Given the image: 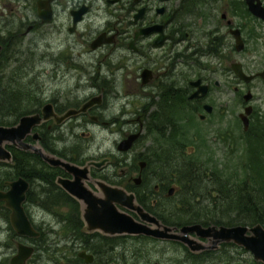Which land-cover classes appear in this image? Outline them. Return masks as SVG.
Listing matches in <instances>:
<instances>
[{
  "label": "flooded vegetation",
  "instance_id": "flooded-vegetation-1",
  "mask_svg": "<svg viewBox=\"0 0 264 264\" xmlns=\"http://www.w3.org/2000/svg\"><path fill=\"white\" fill-rule=\"evenodd\" d=\"M195 3L194 6L192 1L189 6L186 0H0V73L19 62L18 58L23 63V66H20L23 72H20L17 79H14L15 70H11L9 76H0L15 83H21L36 63L43 61L50 52V46L47 44H45V54L43 50L39 52L40 43L44 40L46 42L48 37H55L59 47L56 53L57 66L59 69L63 67L59 71L60 84H66V87L60 86V96L56 102L43 100L29 93L22 101L16 103L15 108L10 109L9 113H18L24 107L25 114L23 116L41 115L42 108L51 104L55 113L62 116L68 110L79 109L88 100L94 99L95 101V105L86 113L70 117L58 126L50 120L32 128L24 143L41 148L47 154L55 155L57 158L78 167H83L91 161L98 162L105 158L109 159L110 162L99 169L90 167L88 180L83 182L87 188L97 193L96 181L122 187L125 191L134 194L136 202L146 212L152 216H155L154 213H158L160 219L155 217L163 225L166 224L161 220V214L164 218H168L169 222H172L169 218L172 217L171 211L178 207L172 203L177 189L162 171L148 170V163L151 164L148 157L137 154L132 159L134 163L131 165V171L136 172V177H131L130 171L117 174L114 170L123 163L122 161L112 165L111 157L84 158L80 153H77L78 144L74 141L70 144L64 138V134L66 131L72 133L75 128L80 126L78 120L87 117L95 127L113 124L126 127L121 137L114 143L116 150L118 145L127 140L129 136H136L131 149L147 136L153 141L152 150H158L159 154L163 155V149L169 155L179 154L175 139L178 131L183 127L189 128V124L192 125L196 114L199 121L206 120L209 115L204 114L203 107L208 104L204 100L220 86L218 81L210 84L211 81L200 73H197L193 79L194 76L191 73L194 45L190 39L193 37L190 31L192 27L190 21L194 17L204 18L205 0H195ZM198 10L203 17L199 16ZM220 18L221 21H224L228 34L230 29H238L235 25L233 26L230 19H227L226 13H223ZM144 31L148 32L144 33ZM203 35L208 36L207 33ZM209 38L210 45L207 47L206 53L217 54L224 37L211 33ZM233 42L235 49L234 39ZM183 44V51H178L177 47ZM200 56L204 57L203 51L200 52ZM195 61L197 62V60ZM110 65L115 69H109ZM127 66L132 67V70L126 71ZM86 67H91L92 71L87 73ZM119 70H124V73L116 81L118 76L115 73ZM199 70L209 71L208 68L202 66L198 68ZM4 72L6 73V71ZM254 79L262 81L259 77ZM197 80L200 81L201 85L208 86V91L203 97L190 99L197 90L191 83ZM82 82L89 84L90 94L85 96V100L80 105H77V102L74 101H78L77 94L84 89L80 86ZM182 83L184 85L180 87L179 85ZM70 84H74L72 88H69L68 85ZM233 91L234 93L239 92L237 88H234ZM188 105L195 106L187 107ZM110 110H116L118 116L113 117L112 114L107 119L105 114ZM202 115L205 116L203 120L200 119ZM262 119L264 117L261 113L252 107L248 130L244 131L243 128V133L250 131L252 139H264ZM17 123L15 122L10 126ZM56 130H60V137L57 136L60 140V148L64 147L60 150V154L55 153L52 148V145L56 144ZM167 132H173L174 135L171 136L170 141L164 143L166 148L159 147L163 145ZM34 134H37V140H33L32 135ZM164 134L165 137H161ZM196 134L201 135L197 132ZM219 137L229 141L232 136ZM5 148L11 155V161H0V167L9 170L6 172L8 176L0 177V192H6L9 189V184L19 178L28 183L23 207L34 230L40 235L36 238L20 237L13 230L8 219L7 227H0V233H5L4 240L0 242V258L5 257V260L11 264V260L18 254L19 246L31 250V254L24 264H28L29 260L36 255L38 245L43 240L42 228L33 224L26 212V206L33 183L37 182L39 193L35 194L36 199L33 201L29 199L32 203L30 206L38 209L43 208L46 211L49 210L46 207H54L58 202L60 205L69 203L68 206L74 209L75 214L72 213L66 217L60 215V223H74L75 226L80 223L82 226L80 232L84 233V235L77 236L73 241L72 253L68 250L69 254L63 255L60 264H116L115 257H108L110 249L108 252L106 248L104 252L107 258H104L100 253L98 259L85 250L86 246L96 239L95 234L100 235V237L103 235L84 231L80 204L56 184L59 177L65 180H73V175L61 168L49 167L30 149L24 150L14 144L6 145ZM129 151L121 153L117 150L121 154H127ZM135 162H137L138 168H136ZM109 169H112L113 173H109ZM16 171H23L25 174L22 172V176L15 177ZM13 177L15 179H12ZM57 198L60 200L57 201ZM1 209L10 215V211L5 208L3 202H0V211ZM130 214L134 219L139 220L135 213ZM189 225L166 226L179 229ZM190 235L194 237V234ZM116 237L120 240H134L142 237L147 242L177 244L184 247L187 253H191L179 242L157 240L144 236ZM200 241L206 242L201 239ZM227 245L234 244L229 243ZM221 246L222 244L218 250L222 248ZM82 252L92 256L91 263H86L83 258L79 257Z\"/></svg>",
  "mask_w": 264,
  "mask_h": 264
},
{
  "label": "rangeland",
  "instance_id": "rangeland-1",
  "mask_svg": "<svg viewBox=\"0 0 264 264\" xmlns=\"http://www.w3.org/2000/svg\"><path fill=\"white\" fill-rule=\"evenodd\" d=\"M176 2L178 3V1ZM261 2L264 6V0H261ZM204 7V18L194 17L196 19L191 18L190 21V24H192L190 31L193 36L190 39L194 46L192 48L193 61L191 68H189L194 76L193 79H195L197 73H200L211 81L210 84L214 81H218L220 86L204 100L208 105L213 107L212 114L203 122L199 121L196 114L192 125L189 124V128L183 127L180 131L185 132L189 137L187 145L184 148L185 152L190 151L192 147L195 148L193 145V142H195L193 136L196 132L200 133L202 135L201 142L204 143V141H206L209 147L207 155L203 156V158L213 159L221 169L230 167L229 172L236 173L237 171L234 166L237 161L241 163V160H244V156L250 158L249 152H247L249 146L247 143L248 140H243V127L238 117L247 106L242 99V95H245L247 91H249L252 94L253 100H251L248 105L254 107L255 111L260 112L264 117V84L260 79H254L249 84H244L234 76L229 66L233 62L240 63L246 75H255L264 69V23L248 13L244 0H205ZM223 13H226L227 19H230L233 26L235 25L241 32L245 47L240 53L235 51L233 38L228 34L224 21H221L220 16ZM206 33L208 34L207 37L203 35ZM211 33L224 37V44L222 43V46H219L220 49H218L217 54L213 52L206 53L207 47L210 45L209 36ZM45 44L50 46V52L43 61L36 63L30 70L31 72L29 75L24 77L25 80L18 83V85L24 95L32 93L43 100L47 99L48 101L52 100L56 102L60 96V86L66 87V84H60L59 71H61L63 67L59 69L57 66L56 53L59 47L55 37H48L46 42L45 40L41 42L39 52L43 50L44 53ZM183 48L184 44L177 47L178 51H183ZM202 51L204 52V57L200 56V52ZM18 60L19 62L4 70L6 73L3 71L0 75L9 76L11 70H15L16 76H14V79H17L20 72H23L22 68H20L21 65L23 66V63L21 59L18 58ZM195 60H197V62ZM201 66L208 68L209 71H198V68ZM109 69L114 70L115 67L110 65ZM125 70H132V67L127 66ZM90 71H92V68L86 67V72L90 73ZM123 73L124 70H119L115 73L118 76L116 81L119 80V76H122ZM110 81H112V79H110ZM73 85L74 84H70L68 86L72 88ZM88 85L87 82H82L80 84L84 89L77 94L79 97L78 101H74L75 103L77 102V105H80L85 100V96L90 94ZM183 85L182 83L179 86L181 87ZM234 88H237L239 92L234 93ZM58 105H60L59 102ZM194 106L195 105H188L187 107ZM117 113L116 110H110V112L105 114V117L108 119L112 114L113 117H116L118 116ZM262 120L264 123V119ZM78 125L80 126L75 128L72 133L66 131L64 138H66V141L70 144L72 141L76 142L78 144L76 148L77 153H80L84 158L111 157L112 165L122 161L123 163L116 167L114 171L117 174L130 171L131 177H136V172L131 171V165L134 163L132 159L135 155L140 154L148 157L151 163L148 164L149 171L158 172V170H161V166L154 163V150H152L154 147L153 141L147 136L127 154H121L117 152L114 143L121 137L122 132L125 131V126L121 127L120 125L117 126L113 124L105 127H95L87 117L80 118L78 120ZM173 135V132H167L166 137L165 134L160 136L165 137L163 143H167ZM180 135L181 134L176 135V138H179ZM228 135L232 136L229 141L222 140V138L219 137ZM55 136L56 144H53L52 148L55 153L60 154V150L64 148H60V140L57 138V136L60 137V130H56ZM179 140L181 141L182 139ZM197 153L200 155V150L197 151ZM211 154H213V156H211ZM240 157H242L241 160H239ZM228 159H234L233 164H229L228 166V164H226V162L228 163ZM135 165L136 168H138L137 162H135ZM8 171L7 168L0 167V177L4 176L3 178H5L8 176L6 173ZM108 172L113 173V170L109 169ZM30 192L31 195L27 200L26 212L30 216L33 224L42 228L43 240L41 244L38 245L36 255L29 260L28 264H60L63 255L69 254L68 250L72 253L71 248L73 241L79 236L78 228L74 223H60V215L66 217L67 215H72V213L75 214V211L71 206H68L69 203L60 205L58 202L54 207H46L49 208L50 211L30 206L32 203L29 199L33 201V199H36L35 194L39 193V184L37 182L33 183ZM52 212L54 213L52 214ZM8 214V212L2 211L1 209L0 227H7L9 223ZM1 233H3V235H1ZM1 233L0 242L4 240L5 234L4 232ZM97 245L100 244L97 243ZM100 246L102 248L100 252H105L106 248L109 251L108 245L106 248L102 245ZM226 250L227 252H225L228 253L227 256L233 260H230L232 264H255L250 252L242 248L232 246L227 247ZM108 257H115L116 264H195L192 258L189 259L187 253H185V249L177 244L151 241L141 242L129 239L114 242L113 251H110ZM224 261L226 260L217 262V259H215L213 263L221 264ZM0 262L9 264V262L5 260V257L0 258Z\"/></svg>",
  "mask_w": 264,
  "mask_h": 264
},
{
  "label": "water",
  "instance_id": "water-1",
  "mask_svg": "<svg viewBox=\"0 0 264 264\" xmlns=\"http://www.w3.org/2000/svg\"><path fill=\"white\" fill-rule=\"evenodd\" d=\"M244 4L251 16L264 22V6L261 0H244ZM147 32L144 31V33ZM229 34L235 41L236 51L241 52L244 49V43L240 31L230 29ZM230 69L245 84L250 83L256 77L261 78L264 83V69L259 74L246 75L242 65L237 62L231 63ZM191 85L197 90L190 99L206 95L208 86L201 85L199 80L192 82ZM251 98L250 92L243 95L245 103H249ZM93 105H95V101L91 99L82 104L79 109L68 110L60 116L55 113L51 104H47L42 108L41 115H26L21 117L14 126H0V161H11V155L5 147L14 144L24 150H32L49 167L61 168L73 175V180H65L59 177L56 184L80 204L81 218L86 233L96 232L107 237L144 236L157 240L179 242L191 253L218 250L221 244L231 243L250 252L256 264H264V227L262 225L257 224L253 227L211 225L205 227L194 224L179 229L168 227L163 225L155 216L146 212L136 202L134 194L125 191L122 187L96 181L97 193L87 188L83 182L88 180L90 167L99 169L109 163V159L105 158L98 162L91 161L83 167H78L57 158L55 155L47 154L41 148L24 143L32 128L50 120L58 126L70 117L86 113ZM203 110L204 114L210 115L213 112V107L204 105ZM251 113L252 107L246 106L243 113L238 116L244 131L248 130ZM204 118V115L200 116V119L203 120ZM32 138L37 140V134L32 135ZM135 138L136 136H129L127 140L122 141L117 147L118 152L126 153L129 151ZM27 190L28 183L19 178L9 184V189L6 192H0V202H3L5 208L10 211V224L16 234L20 237L36 238L40 234L34 230L23 207ZM130 213H135L139 220L134 219ZM190 234H194V237ZM200 239L206 242L200 241ZM30 254L29 248L19 246L18 254L11 260V264H24ZM79 257L83 258L86 263H91L93 260L91 255L84 252L80 253Z\"/></svg>",
  "mask_w": 264,
  "mask_h": 264
},
{
  "label": "trees",
  "instance_id": "trees-1",
  "mask_svg": "<svg viewBox=\"0 0 264 264\" xmlns=\"http://www.w3.org/2000/svg\"><path fill=\"white\" fill-rule=\"evenodd\" d=\"M192 1L195 6V0H186L189 6ZM199 13V16L203 17L198 10ZM22 95L24 94H22L18 82H12L7 80L6 77L0 76V126H10L18 122L25 114L24 107L18 113H9L10 109L15 108L16 103L26 97V95ZM178 134H181V137L175 139L177 140L176 145H178L176 148L179 150V154L169 155L165 153L164 149L163 155L159 154L158 150L153 151L154 163L161 166L160 171L168 176V180L172 181L177 189L172 203H175L178 207L171 211L172 217H169L173 223L169 222L168 218H164L159 212L164 224L178 227L189 224H200L205 227L211 225L253 227L260 224L264 227V139H252L250 131L242 134L243 140H248L247 152H249L250 158L244 156L243 160L240 157L239 160L242 159L241 163L237 161L234 166L237 172L231 173L229 172L230 167L221 169L213 159L203 158L207 155L209 147L206 141L201 142V135L195 133L193 136L195 148L192 147V151H186V153L184 148L189 137L185 132L178 131ZM159 147L166 148L164 143ZM199 150L200 155L197 153ZM233 160L228 159L226 164L228 166L233 164ZM22 172L16 171L15 177L25 174V172ZM15 177L12 179H15ZM59 200L57 198V201ZM154 214L160 219L158 213ZM76 227L79 236L84 235L83 232H80L82 229L80 223ZM95 237L96 239L92 243L90 242L91 244H88L85 250L95 255L96 259L99 258L100 253L104 258H107L104 251L100 252L102 251L100 245L104 248L108 245L109 249L113 251V243L120 241L119 238L116 239L117 237H100L98 234H95ZM134 240L147 242L142 237ZM97 243L100 245H97ZM232 246L234 245L222 244V248L218 251H205L199 254H191L185 251V253H187L189 259L192 258L195 261V264H209L210 262L214 264L215 259H217V262L226 260L221 264H232L231 259L227 256L228 253H226L227 247Z\"/></svg>",
  "mask_w": 264,
  "mask_h": 264
}]
</instances>
